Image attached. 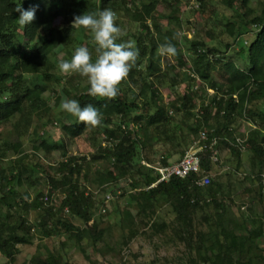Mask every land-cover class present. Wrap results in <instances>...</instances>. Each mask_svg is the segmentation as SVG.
I'll return each instance as SVG.
<instances>
[{"label":"trees","instance_id":"trees-1","mask_svg":"<svg viewBox=\"0 0 264 264\" xmlns=\"http://www.w3.org/2000/svg\"><path fill=\"white\" fill-rule=\"evenodd\" d=\"M210 1L196 0L202 8ZM221 1L239 18L227 19L229 36L243 35L251 25L254 28L251 40L241 42L239 55L245 59L244 67L225 57L224 49L198 37L194 28L193 37L184 34L179 0H0V128L8 127L16 137L5 138L0 130V255L6 262L14 261L22 245L34 243L35 226L43 236L67 235L86 260L91 259L86 244L107 255L114 249L107 241L110 233L93 215L96 206L106 209L119 189L117 200L127 197L118 210L121 233L115 246L119 251L146 231L155 236L170 228L184 246L187 264H264L260 245L263 216L238 221L219 197L222 188L218 179L209 177L207 184H197L217 163L212 161L213 148L201 152L198 173L174 176L152 187L157 175L141 164L142 159L154 161L156 143L185 147L202 128L220 136L217 148L225 144L239 155L244 147L235 143L234 124L242 119L254 125L241 138L244 149L252 162L258 159L264 163V1L256 12L247 0ZM19 5L36 7L31 23L18 24L15 8ZM103 9L116 15L115 23L121 29L116 42L131 43L139 50L136 63L119 84V95L111 100L90 96L89 84L81 86L78 73H63L58 68L59 61L70 59L79 46L87 47L92 60L96 59L90 31L77 29L72 22L77 15ZM126 23L131 27L124 32ZM165 43L176 48L175 63L167 70L160 52ZM231 45L224 44L225 48ZM187 63L189 69L184 70ZM169 70L174 75L168 76ZM181 83L183 91L175 92L174 87ZM160 85L175 94L173 101H165ZM47 92L55 98L45 96ZM64 97L78 100L82 107L91 104L102 113V123L95 129L66 112L59 120L62 137L74 139L90 129L107 140L91 154H69L61 137L54 143L48 141L52 136L51 111ZM30 135L28 152L24 139ZM52 150H59L63 157L45 165L40 153ZM162 156L167 162L171 155ZM102 158L109 166L96 165V173L91 175L90 163ZM38 174H45L48 180L50 199L53 191H60L57 208L52 201L41 199L44 194L25 199L28 192L21 188L29 187ZM256 177L262 191L264 177ZM106 191L112 194L109 202H104V196L96 199ZM162 205L171 208L170 221L158 219ZM31 209L39 213L36 225L25 217ZM65 211L70 215H64ZM71 217L80 219L82 225ZM45 252L37 245V252L21 264L68 262L65 249Z\"/></svg>","mask_w":264,"mask_h":264},{"label":"rangeland","instance_id":"rangeland-1","mask_svg":"<svg viewBox=\"0 0 264 264\" xmlns=\"http://www.w3.org/2000/svg\"><path fill=\"white\" fill-rule=\"evenodd\" d=\"M179 1H182L181 14L184 17V34L188 38L193 37L194 34L192 28H194V33L198 37L204 39L211 46L224 49L223 54L225 57L234 59L239 66L244 67L245 59L239 55V52L243 39L249 41L254 34V28L252 25L246 27L243 35L237 34L229 36V34L225 31V23L227 22V19L233 20L238 17L232 9L223 5L221 0H211L212 2L210 1L211 3H206L203 8L199 7L196 0ZM263 1L264 0H247V3L256 12L260 10L261 3ZM129 27H131V25L126 23L122 30L125 32ZM229 42L232 43V45L229 48H225L224 44ZM186 46L187 44L182 46L184 50ZM161 61L166 70L169 68V65L175 63L173 56L168 54H162ZM183 69H189V64L187 63ZM167 73L168 76L174 75V72L170 70ZM80 77L81 86L88 83L86 77ZM160 87L164 93L165 101H173L175 94L170 93L169 88H164L163 85H160ZM183 89L184 84L182 83L174 87V90L177 93L182 92ZM48 93L49 92H47L45 96H50L51 99L55 98L54 95ZM64 98L73 99L72 97ZM59 104L56 106L54 105V108L51 111L52 125H50L49 128H52L50 130L52 136L47 137L48 141L54 143L60 137L62 139L64 138L63 140L67 145L68 153L76 154L80 157L82 155L93 153L98 144L104 145L107 143L105 139L103 140V136L98 133H93V131L91 132L90 129L92 128L86 130L84 134L74 139L62 137V133L59 128V120L62 118L61 115L65 112L59 110ZM244 124L245 123L241 120H237L234 124L237 128L235 132L237 135L236 138L244 139V134H242V131L239 130L242 129ZM0 130L3 137H9L11 140L16 139L15 136H12L8 127H1ZM32 139L33 135L24 139V148L28 152L30 149L29 143ZM188 139L190 141L191 138ZM165 143L158 142L155 144L154 150L156 152L152 155L154 157V161L163 157L162 154H169V152L171 155L169 157V161L177 160L184 153H181V150L183 151V149H187V146H189V143L191 142H188L185 147L173 146L169 142ZM243 151L246 153L243 152V154L236 155L225 144H221L218 147L217 163L212 164L208 176L210 178H216L220 181L222 190L219 197L224 200V203L227 205V210L232 211L238 221H242L243 219H248L249 221L253 218L255 220L258 216H263L264 218V196L261 195V193L264 194V188H262V191L260 190V178L256 177V175H258V177H264V163L262 164L258 159H254L252 162L249 151L247 149H244ZM40 154L45 165L52 163L55 164L63 157L59 150L41 152ZM109 164L110 162L108 160H104L103 158L97 159L95 162H91V175L96 173L95 171L98 166L107 167ZM44 175L45 174H38L36 176V180L29 187L21 188V191L26 189L28 192L25 199L31 201L38 194L49 193V183ZM262 182L264 183L263 180ZM90 187L92 190H95L94 185L90 184ZM118 192L120 193L121 190L118 189L117 193ZM104 193L105 192L101 194L98 193L96 199L99 200L100 197L105 195ZM116 194H114L115 198L107 204L105 211H102L101 207L99 208L96 206L93 215L94 219H101V226L105 227L110 233L107 237V241H109L111 246H114V249L107 251V255H103L95 250V248L86 244V249L91 257L90 260H86L80 253L79 249L74 247L72 240H70L67 235L64 234L63 236L52 237L43 236L41 231L35 226L34 234L36 237L34 243L31 245H22L20 247V252L11 263L6 262V259L0 255V264H21L24 261H28L30 257L37 252V245L41 250L46 252H50L51 250L60 252L61 249H65L67 251L66 259L68 261L66 264H121L122 261H126L129 264H187L184 246L181 242H179L177 236L170 228H166L165 231L155 236H151L149 232L146 231L134 238L129 243L127 248H123L119 251V246H115V241L117 239V241L120 240L121 233L118 224V210L125 205L127 197L125 196L122 199L117 200ZM51 195L52 204L57 208L60 204L62 195L60 191H53ZM157 214L159 220L163 219L165 221H170L173 218V213L168 205H162L159 207ZM64 215L68 216L70 214L65 211ZM25 217L29 223L36 225L39 213L37 210L31 209L25 213ZM71 220L77 225H82L81 220L77 217H71ZM93 222L94 220L92 219L89 223L92 224ZM260 245L264 249V239H261ZM216 264H220V261Z\"/></svg>","mask_w":264,"mask_h":264},{"label":"clouds","instance_id":"clouds-1","mask_svg":"<svg viewBox=\"0 0 264 264\" xmlns=\"http://www.w3.org/2000/svg\"><path fill=\"white\" fill-rule=\"evenodd\" d=\"M15 11L19 13L18 24L24 26L35 18L36 7L24 9L19 5ZM115 19L116 15L111 9L75 16L72 25L77 29L90 31L96 45L97 57L93 61L89 49L79 46L74 49L70 59H62L58 63L61 72L78 73L87 78L90 96L109 100L119 95V84L127 78L139 55V50L131 43L116 42L121 29L115 23ZM160 52L174 56L176 48L171 43H165L160 45ZM59 110L74 116L78 122H83L90 128L102 123V113L97 107L91 104L82 107L76 99H62Z\"/></svg>","mask_w":264,"mask_h":264},{"label":"built area","instance_id":"built-area-1","mask_svg":"<svg viewBox=\"0 0 264 264\" xmlns=\"http://www.w3.org/2000/svg\"><path fill=\"white\" fill-rule=\"evenodd\" d=\"M209 93H213L212 89H209ZM220 136L216 135L212 129L202 128L198 131L196 139H194L184 153L175 161H163V157L155 161L141 160V164L148 169H151L157 175V179L149 187L154 186L158 182H167L171 177L184 178L190 173H198L201 169V152L205 148H213L214 154L212 155V161L218 159V142ZM107 141V140H106ZM235 143L240 145L241 148L245 147L242 139L236 138ZM209 182L208 174L200 176L197 180V184L205 185ZM41 199L45 202H50L51 199L47 194H44ZM112 199L111 192H106L104 195V202L107 203ZM102 211H105V206L102 207Z\"/></svg>","mask_w":264,"mask_h":264},{"label":"crops","instance_id":"crops-1","mask_svg":"<svg viewBox=\"0 0 264 264\" xmlns=\"http://www.w3.org/2000/svg\"><path fill=\"white\" fill-rule=\"evenodd\" d=\"M241 121H243L245 124L242 127V129H239V130L242 131V134H244V136H246L247 133L249 132V130L254 127V125H252L250 122L246 121L245 119H242ZM245 151H243V149H242L241 154H243V152H245Z\"/></svg>","mask_w":264,"mask_h":264}]
</instances>
